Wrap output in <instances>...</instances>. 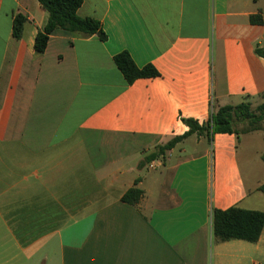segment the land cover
Listing matches in <instances>:
<instances>
[{
  "label": "crops",
  "instance_id": "crops-1",
  "mask_svg": "<svg viewBox=\"0 0 264 264\" xmlns=\"http://www.w3.org/2000/svg\"><path fill=\"white\" fill-rule=\"evenodd\" d=\"M78 16L107 41L57 30L39 54L48 12L0 0V264H264V229L256 243L213 233L215 210L264 213V150L250 181L235 134L192 135L159 168L146 161L189 131L184 119L261 104L264 0H83ZM122 52L159 76L129 85ZM256 132L246 144L264 141ZM135 187L141 201L123 202Z\"/></svg>",
  "mask_w": 264,
  "mask_h": 264
},
{
  "label": "trees",
  "instance_id": "trees-1",
  "mask_svg": "<svg viewBox=\"0 0 264 264\" xmlns=\"http://www.w3.org/2000/svg\"><path fill=\"white\" fill-rule=\"evenodd\" d=\"M41 8L48 12L49 18L43 31L39 32L35 39V51L44 53L50 36L57 30L70 33H83L97 35L102 42L107 41L99 21L92 18H81L78 10L83 0H37ZM27 19L18 15L13 22V36L21 38L24 25ZM252 23H261L258 16L251 18ZM256 54L264 58V49L256 48ZM114 63L123 74L126 82L131 85L140 79L157 78L159 72L153 65L139 68L128 52H122L114 57ZM261 104L252 109L250 103H243L238 106H223L212 113L211 119L200 124L195 119H184L183 122L189 131L183 136L175 137L165 145L157 147V150L146 157V161L162 160L165 163L168 152L173 150L179 143L192 135L207 137L209 140L215 134H248L256 131H264V94L261 95ZM264 162V153L262 156ZM259 190L264 194V183ZM143 198V191L132 188L126 192L122 201L137 205ZM264 229V213L250 211L238 206L227 210H215L213 212V233L218 243L231 240H242L249 243L259 241Z\"/></svg>",
  "mask_w": 264,
  "mask_h": 264
},
{
  "label": "rangeland",
  "instance_id": "rangeland-1",
  "mask_svg": "<svg viewBox=\"0 0 264 264\" xmlns=\"http://www.w3.org/2000/svg\"><path fill=\"white\" fill-rule=\"evenodd\" d=\"M261 102H262V100H261ZM244 136H245V134H242V133L239 134V136H238L239 137L238 154L242 158V162H243L242 163V168L244 169V172L248 175L247 178L250 181L251 180L250 176H249L250 165H249V168H248L249 162H247V161H249V159H252L254 161H258L259 160V152L264 150V141L260 143V142H258L256 140H253L250 144H246ZM183 147H185V149L188 152H192L193 150H195L194 149L195 147H194V145H193L191 140H188L186 143H184ZM245 156H248V157H245ZM246 166H247V168H246ZM149 172H153V171H146V173H149ZM153 173H155V172H153ZM157 173H159V174L163 173V170H160ZM255 177H258V176H256V173H255Z\"/></svg>",
  "mask_w": 264,
  "mask_h": 264
},
{
  "label": "built area",
  "instance_id": "built-area-1",
  "mask_svg": "<svg viewBox=\"0 0 264 264\" xmlns=\"http://www.w3.org/2000/svg\"><path fill=\"white\" fill-rule=\"evenodd\" d=\"M160 167V163L158 162H151L149 165V168L151 169H155V168H159Z\"/></svg>",
  "mask_w": 264,
  "mask_h": 264
}]
</instances>
